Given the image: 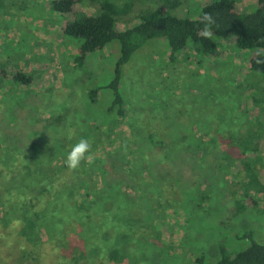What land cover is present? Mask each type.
<instances>
[{"label": "trees", "instance_id": "1", "mask_svg": "<svg viewBox=\"0 0 264 264\" xmlns=\"http://www.w3.org/2000/svg\"><path fill=\"white\" fill-rule=\"evenodd\" d=\"M77 1L54 0L52 7L58 14L66 15ZM94 1L98 4L96 14H76L61 27V34L79 42L73 58L79 69L89 55L103 51L113 42L118 44L119 57L112 78L106 85L87 93L91 103L101 90L110 93L111 100L103 112L106 120L108 116L125 119V100L119 89L122 67L133 53L153 40L166 42L169 59H173L188 45L195 52L213 54L218 41L234 37L238 50L252 51L251 71L264 77V64L256 63L257 58L264 59L257 56L258 50L264 49V0H257L255 8L246 13L239 10L240 0H213L201 7L195 19L170 14L186 0H160L156 8L138 16L139 23L124 30H118L116 23L129 12V4L118 6V2L111 0ZM205 13L215 20L210 38L201 31ZM4 75V68L0 67V264H115L110 258V248L116 244L109 236L117 239L125 235L128 243L133 242L130 233L137 235L142 230H152L161 212L164 214L182 202L179 191L193 192L217 174L236 178H242L243 174L247 180L244 194L254 206L256 202L248 196L249 192L264 194L254 165L259 159L250 157L258 151L259 136L255 138L245 132L243 126L233 132L218 123L194 122L187 126L178 122L173 138L155 137V133L145 135L144 125L129 123L131 139L124 147L125 162L118 164L112 150L106 157L82 161L76 170L70 171L65 160L71 144L77 142L72 141L70 147L61 149L65 143L56 138L49 143L32 134V130L27 131L34 126L30 124L32 114L26 112L24 116L21 108L9 104L13 98L5 96L12 89L6 87ZM9 82L26 88L32 78L17 72ZM161 115L168 120L166 115ZM146 126L147 130L149 124ZM97 129L96 136L93 134L88 139L90 150L102 145L103 140H111L109 128ZM145 149L150 150L148 157L144 155ZM109 154H112L110 159ZM100 160L109 175L104 183L100 178L103 167ZM146 161L155 171H164L163 183L147 186L150 173ZM133 172V180H146L145 186L128 183ZM114 178H119L122 184H116ZM157 187L162 190L159 195ZM131 190L135 192L130 193ZM208 190L197 193L195 199L188 198L193 213L209 205L212 197ZM142 198L146 207L140 204ZM235 208L240 211L243 206L235 202ZM145 210L149 211L143 216ZM58 236L70 238L71 244H62ZM237 238L248 239L250 244L232 254L220 245L219 258L212 264H264V244L256 242L251 232ZM117 241L125 245L122 238ZM193 264H204V257L196 256Z\"/></svg>", "mask_w": 264, "mask_h": 264}, {"label": "rangeland", "instance_id": "2", "mask_svg": "<svg viewBox=\"0 0 264 264\" xmlns=\"http://www.w3.org/2000/svg\"><path fill=\"white\" fill-rule=\"evenodd\" d=\"M53 1L0 0V67L4 68L6 87L12 89L5 98L12 96L9 104L21 108L22 115L32 114L30 124H34L31 126L34 128L28 127L27 131L32 130V134L49 143L56 138L65 143L61 149H67L72 141L96 136L97 128L102 131L109 128L110 132H106L111 140H103L102 145L90 150V156L91 159L102 158L115 150L113 154L121 164L125 162L122 160L124 147L131 139L129 123L144 125L145 135L155 133V137L169 135L170 138L176 135L178 122L187 126L194 122L218 123L233 132L243 126L245 132L252 133L255 138L259 136L258 151L250 157L259 159L254 165L256 176L264 187V77L250 69L252 51L238 50L235 38L228 37L217 42L213 54L195 52L188 45L169 59L166 42L153 40L133 53L122 67L119 89L125 100V119L108 116L106 120L103 112L111 100L110 93L101 90L94 103L89 101L87 93L106 85L112 78L119 57L118 44L113 42L103 51L89 55L84 66L76 68L73 58L79 42L64 37L61 27L78 13L95 15L98 4L94 0H78L71 13L60 15L53 9ZM111 1L118 2V6L125 3L131 6L129 12L117 19V29L124 30L139 23L138 16L156 8L160 0ZM186 1L170 14L195 19L201 7L213 0ZM256 1L240 0L237 4L239 10L246 13L255 8ZM17 72L32 78L28 87L9 82ZM172 153L174 155L175 151ZM149 154L150 150L145 149L144 155L148 157ZM128 162L132 163L129 157ZM101 164L100 178L104 183L109 175L104 162ZM149 164L146 161L150 173L147 186L155 187L163 183L161 176L165 173L155 171ZM134 175L135 172L128 183L145 186L146 180L135 181ZM240 176L242 178L217 174L193 192L179 191L182 197L179 206L174 205L164 214L161 212L152 230H142L137 235L130 233L133 242L128 243L124 235L121 238L125 245L122 246V242L117 241L121 238L109 236L108 239L116 244L110 248L111 260L115 264H193L196 256H203L204 264H212L219 258L220 245L230 254L245 249L249 240L237 238L244 232H251L256 242L264 244V194L250 191L248 196L256 205L250 204L244 194L247 180L243 174ZM114 179L116 184H122L119 178ZM157 188L159 195L162 190ZM207 189L212 197L209 205L193 213L190 199ZM235 202L243 206L242 210H236ZM140 204L146 207L143 198ZM58 237L62 238L59 241L62 244H71L70 238Z\"/></svg>", "mask_w": 264, "mask_h": 264}, {"label": "clouds", "instance_id": "3", "mask_svg": "<svg viewBox=\"0 0 264 264\" xmlns=\"http://www.w3.org/2000/svg\"><path fill=\"white\" fill-rule=\"evenodd\" d=\"M201 23L204 25L202 34L206 38L211 37V29L215 25V20L210 13H205L202 17ZM258 57L264 56V49H260L257 52ZM257 64H264V59L257 58ZM90 149L91 144L88 139L81 138L76 144L71 147V150L67 153L65 164L70 171L76 170L82 161H90Z\"/></svg>", "mask_w": 264, "mask_h": 264}]
</instances>
